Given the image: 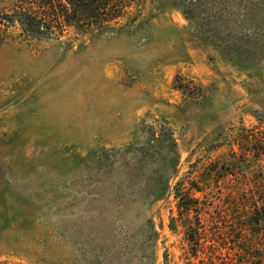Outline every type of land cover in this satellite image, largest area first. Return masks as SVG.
<instances>
[{"label": "rangeland", "instance_id": "374dc122", "mask_svg": "<svg viewBox=\"0 0 264 264\" xmlns=\"http://www.w3.org/2000/svg\"><path fill=\"white\" fill-rule=\"evenodd\" d=\"M118 1L0 0V264H264V0Z\"/></svg>", "mask_w": 264, "mask_h": 264}, {"label": "trees", "instance_id": "16d2710c", "mask_svg": "<svg viewBox=\"0 0 264 264\" xmlns=\"http://www.w3.org/2000/svg\"><path fill=\"white\" fill-rule=\"evenodd\" d=\"M43 13L32 12V8L22 9L18 15L20 24L30 34L40 33L48 29L46 11L52 12L54 22L64 28L76 24L102 23L114 16L118 0H37ZM113 4H116L115 6ZM31 7V6H30ZM11 19V18H8ZM107 19V20H106ZM18 23V22H15Z\"/></svg>", "mask_w": 264, "mask_h": 264}]
</instances>
